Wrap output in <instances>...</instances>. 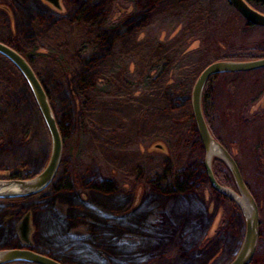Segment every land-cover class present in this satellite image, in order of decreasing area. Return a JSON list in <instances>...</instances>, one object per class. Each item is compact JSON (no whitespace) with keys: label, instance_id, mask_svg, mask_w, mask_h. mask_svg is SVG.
Returning <instances> with one entry per match:
<instances>
[{"label":"rangeland","instance_id":"374dc122","mask_svg":"<svg viewBox=\"0 0 264 264\" xmlns=\"http://www.w3.org/2000/svg\"><path fill=\"white\" fill-rule=\"evenodd\" d=\"M61 5L57 10L42 0H0V41L28 58L55 119L62 110L68 112L57 172L69 179L76 197L87 205L95 204L85 178L111 181L121 204L100 210L113 218L131 217L151 192L148 182L154 175L203 161L189 101L197 76L217 60L264 57V30L248 29L222 0H161L135 16V0H102L104 14L94 22L75 19L69 0H61ZM29 7L33 14L27 19ZM115 22L123 24L107 30ZM101 36L104 47L94 53ZM205 90L211 132L237 162L257 203L258 241L249 264H264V68L217 74ZM0 99L19 104L26 116L17 132L11 128L0 135V146L6 143L9 149L0 156V179L9 173L30 178L46 164L49 134L21 74L1 55ZM6 103L0 106L6 108ZM0 122L4 129L10 126L9 121ZM213 172L221 185L235 190L225 165ZM193 194L202 208V225L192 264H228L243 237L242 211L213 190L207 178L198 182ZM167 208L159 204L145 222L157 217L162 221ZM25 215L30 225L27 243L16 229ZM7 228L9 236L0 248L25 247L53 256L38 242L40 227L31 200L0 199V233ZM151 264H173L172 251Z\"/></svg>","mask_w":264,"mask_h":264},{"label":"trees","instance_id":"16d2710c","mask_svg":"<svg viewBox=\"0 0 264 264\" xmlns=\"http://www.w3.org/2000/svg\"><path fill=\"white\" fill-rule=\"evenodd\" d=\"M159 1L161 0H135L137 10L133 16L144 14ZM222 1L227 4L225 0ZM69 2L75 19L94 22L104 14L102 0H69ZM247 2L264 13V0H247ZM227 7L231 9L228 4ZM26 12L25 17L28 19L33 14V8L29 7ZM122 24L123 22H115L107 25V30H116ZM245 26L248 29L264 30L247 23ZM104 39L105 36L100 37L99 42L94 46V53L104 47ZM11 47L25 57L19 49ZM28 62L30 63L29 60ZM81 80L84 83L87 81L86 74ZM6 100L0 99V105L2 102H7L6 106H8L6 108L0 106V117L2 116L0 121L2 120L4 124L5 121H9L10 126L4 129L0 124V129H4L0 132L3 136H6L11 128L15 133L26 124V116L20 111V105H16L12 100ZM208 100H210L209 91L204 87L202 109L207 124L205 104ZM63 111L65 110L61 111L60 119H56L60 133L69 117L68 112ZM209 129L211 131L210 126ZM3 136L0 137V141L3 140ZM195 137L197 141L199 138L197 135ZM5 144L0 146V156L3 155V151L9 150ZM223 165L220 159H212L213 170L216 166L223 167ZM227 173L232 181L228 170ZM204 178H206L204 168L199 162L180 171L163 169L149 180L148 187L151 192L144 199V204L127 218H113L103 214L102 209L116 208L122 200L116 198L115 187L111 181L96 176L86 177L84 181V186L96 206L87 205L79 200L71 182L61 172H57L49 186L35 195L4 200L6 202L31 200L40 227L39 244L53 256L64 257L73 264H151L166 251H172L173 264H192L195 258L194 246L202 225L200 222L202 208L193 192L198 182ZM66 202L71 208L66 206ZM159 204L169 206L168 212L162 214L163 220L157 217L152 222L146 223L145 218H153ZM9 232L7 228L0 233V243L9 236ZM53 256L50 257L59 261Z\"/></svg>","mask_w":264,"mask_h":264},{"label":"water","instance_id":"95a60500","mask_svg":"<svg viewBox=\"0 0 264 264\" xmlns=\"http://www.w3.org/2000/svg\"><path fill=\"white\" fill-rule=\"evenodd\" d=\"M54 9L60 10L61 0H42ZM247 24L264 28V13L252 7L247 0H225ZM0 55L6 58L21 74L37 109L45 124L50 139L49 154L44 167L30 178L9 177L0 179V199L23 198L43 191L55 177L60 165L62 153V138L47 94L28 60L17 50L0 41ZM264 68V57L250 60H217L208 64L195 79L190 92V108L195 130L203 149L202 165L206 178L213 190L234 201L242 211L244 233L240 246L228 264H249L253 258L257 241L259 215L257 203L243 180L238 164L227 149L213 136L206 122L202 109L203 90L207 80L220 73L248 72ZM264 161V139L261 146ZM220 159L231 175L235 190L221 185L215 178L212 169V159ZM29 216L25 215L20 222L21 240L28 242ZM27 262L32 264H62L61 262L25 247L0 248V264L12 262Z\"/></svg>","mask_w":264,"mask_h":264},{"label":"flooded vegetation","instance_id":"af4514ba","mask_svg":"<svg viewBox=\"0 0 264 264\" xmlns=\"http://www.w3.org/2000/svg\"><path fill=\"white\" fill-rule=\"evenodd\" d=\"M19 225H20V223H19ZM19 225H18V226H16V229H17V231H18V234H19V236H20ZM29 233H30V228H29ZM20 238H21V236H20ZM28 238H29V234H28Z\"/></svg>","mask_w":264,"mask_h":264}]
</instances>
